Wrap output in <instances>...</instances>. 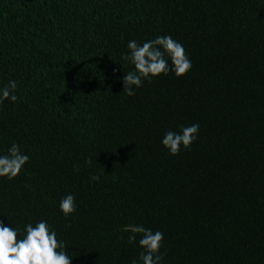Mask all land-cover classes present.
Returning <instances> with one entry per match:
<instances>
[{"label": "trees", "instance_id": "1", "mask_svg": "<svg viewBox=\"0 0 264 264\" xmlns=\"http://www.w3.org/2000/svg\"><path fill=\"white\" fill-rule=\"evenodd\" d=\"M163 35L191 70L127 95L129 41ZM11 80L0 155L16 143L29 160L0 177V222L19 238L43 220L72 264H142L135 224L163 233L160 264H264V0H0ZM192 124L171 155L166 132Z\"/></svg>", "mask_w": 264, "mask_h": 264}, {"label": "clouds", "instance_id": "2", "mask_svg": "<svg viewBox=\"0 0 264 264\" xmlns=\"http://www.w3.org/2000/svg\"><path fill=\"white\" fill-rule=\"evenodd\" d=\"M127 47L129 54L123 56V59L130 60L135 68V71L123 76V90L129 96L135 94L134 87L143 86L144 80H151L159 74L166 75L170 70L174 71L177 77L191 70L192 63L183 45L170 35L157 36L154 40L144 42L142 46L135 40L129 41ZM16 89L15 80L0 88V104L4 100L17 101ZM198 131V124L183 127L179 133L168 131L161 143L171 155H177L181 146L185 149L190 147ZM28 160L29 157L21 152L19 145L13 143L7 154L0 155V177L7 176L9 179L16 177ZM85 163L89 164L91 161L86 160ZM90 179L96 181L99 177L93 175ZM59 208L65 216L75 212L74 195L68 194L63 197L59 202ZM123 231L132 233L128 237L130 243L136 240L137 234H141L139 245L144 251L140 253L139 259L142 264H160L162 232H153L135 224L128 225ZM24 233L23 238H19V229L4 226L3 222H0V264H72V257L67 254L66 243L57 239L56 232L46 221H39L35 226L30 223L25 225ZM131 264H137V261L133 260Z\"/></svg>", "mask_w": 264, "mask_h": 264}]
</instances>
